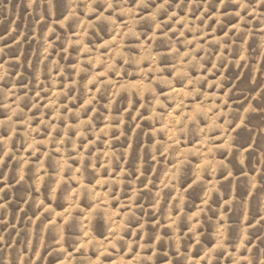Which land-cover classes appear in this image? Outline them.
Here are the masks:
<instances>
[{"label":"rangeland","instance_id":"1","mask_svg":"<svg viewBox=\"0 0 264 264\" xmlns=\"http://www.w3.org/2000/svg\"><path fill=\"white\" fill-rule=\"evenodd\" d=\"M0 264H264V0H0Z\"/></svg>","mask_w":264,"mask_h":264}]
</instances>
